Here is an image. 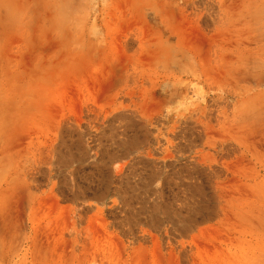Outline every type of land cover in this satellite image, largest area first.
Masks as SVG:
<instances>
[{
  "label": "rangeland",
  "instance_id": "obj_1",
  "mask_svg": "<svg viewBox=\"0 0 264 264\" xmlns=\"http://www.w3.org/2000/svg\"><path fill=\"white\" fill-rule=\"evenodd\" d=\"M21 1L0 264H264V0Z\"/></svg>",
  "mask_w": 264,
  "mask_h": 264
},
{
  "label": "bare ground",
  "instance_id": "obj_2",
  "mask_svg": "<svg viewBox=\"0 0 264 264\" xmlns=\"http://www.w3.org/2000/svg\"><path fill=\"white\" fill-rule=\"evenodd\" d=\"M20 1H21V0H20ZM22 1H23V0H22ZM22 1H21V2H22ZM18 2H19V0H18ZM18 2H17V3H18ZM26 2H27V0H26ZM26 2H24V3H26ZM18 4H19V3H18ZM69 5H70V4H69ZM67 6H68V5H67ZM18 7H19V6H17V9H18ZM68 8H69V7H68ZM77 10H78V9H77ZM19 11H20V10H19ZM17 12H18V10H17ZM16 14H18V16H19L21 13L19 14V12H18V13H16ZM17 18H18V17H17ZM17 18H16V19H17ZM70 19H71V18H70ZM75 23H76V22H75ZM23 25H25V24H23ZM15 28H16V27H15ZM31 62H32V61H31ZM28 63H29V62H28ZM26 64H27V63H26ZM32 66H33V65H32ZM22 72L24 73L25 71H22ZM18 74H19V73H18ZM20 75H21V74H20Z\"/></svg>",
  "mask_w": 264,
  "mask_h": 264
}]
</instances>
